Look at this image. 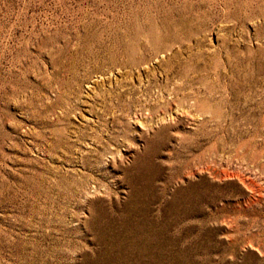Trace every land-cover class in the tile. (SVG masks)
I'll list each match as a JSON object with an SVG mask.
<instances>
[{
    "label": "rangeland",
    "instance_id": "rangeland-1",
    "mask_svg": "<svg viewBox=\"0 0 264 264\" xmlns=\"http://www.w3.org/2000/svg\"><path fill=\"white\" fill-rule=\"evenodd\" d=\"M0 264H264V0H0Z\"/></svg>",
    "mask_w": 264,
    "mask_h": 264
}]
</instances>
